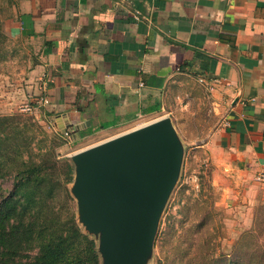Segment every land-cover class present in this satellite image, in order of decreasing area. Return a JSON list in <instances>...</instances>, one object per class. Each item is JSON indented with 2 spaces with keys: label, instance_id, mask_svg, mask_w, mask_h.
<instances>
[{
  "label": "crops",
  "instance_id": "crops-1",
  "mask_svg": "<svg viewBox=\"0 0 264 264\" xmlns=\"http://www.w3.org/2000/svg\"><path fill=\"white\" fill-rule=\"evenodd\" d=\"M4 23L33 42L41 113L75 139L130 129L205 87L223 117L210 148L264 183V0H11ZM140 18H136V13Z\"/></svg>",
  "mask_w": 264,
  "mask_h": 264
},
{
  "label": "rangeland",
  "instance_id": "rangeland-1",
  "mask_svg": "<svg viewBox=\"0 0 264 264\" xmlns=\"http://www.w3.org/2000/svg\"><path fill=\"white\" fill-rule=\"evenodd\" d=\"M9 5L11 0H0V209L11 217L0 226V264H27L35 261L41 244L37 231L24 230L25 223L38 227L54 219L52 232L67 228L73 217L87 231L72 193L75 172L66 165L75 166L72 154L129 129L97 130L75 139L42 115L41 105L49 100H40L44 81L33 42L7 30ZM26 104L34 109L25 111ZM163 116L147 115L130 129ZM170 117L184 157L147 264H264V187L252 198L251 183L216 160L210 141L224 119L213 94L190 85ZM46 153L54 154L46 158L54 166L42 180L36 177ZM22 170L32 178L22 179ZM27 207L31 212L22 217ZM94 237L99 245V236ZM211 256L226 258L215 261Z\"/></svg>",
  "mask_w": 264,
  "mask_h": 264
},
{
  "label": "water",
  "instance_id": "water-1",
  "mask_svg": "<svg viewBox=\"0 0 264 264\" xmlns=\"http://www.w3.org/2000/svg\"><path fill=\"white\" fill-rule=\"evenodd\" d=\"M184 146L169 115L72 154L79 219L99 236L102 264H147Z\"/></svg>",
  "mask_w": 264,
  "mask_h": 264
},
{
  "label": "trees",
  "instance_id": "trees-1",
  "mask_svg": "<svg viewBox=\"0 0 264 264\" xmlns=\"http://www.w3.org/2000/svg\"><path fill=\"white\" fill-rule=\"evenodd\" d=\"M42 155L45 157V161H42L39 166V176L36 178L44 180L46 177L45 175L47 174L46 170L49 167L53 168L54 166H48L46 158H53L54 154L46 153ZM66 165L72 173L75 172L74 165L69 163H66ZM19 175L22 179L32 178V173H29L28 170H22ZM70 181H72V178ZM30 212V209L27 207L22 213V217L28 215ZM10 218V215H5L2 209H0V226H5V223L8 222ZM42 222L43 223L39 224L38 227H35L37 223L34 225L25 223L27 227H25L24 230L29 232L34 230L37 231L41 244L38 255L35 257V261H30L27 264H102L97 239L94 235L85 231V229L79 225L73 217L66 222L67 228H54L52 232L51 224L54 225L56 221L51 219V223L47 220ZM20 223L23 222L21 221ZM242 239H244V237L239 238V241L241 242ZM211 257L215 261H221L223 258H226V256H219L217 258L213 256Z\"/></svg>",
  "mask_w": 264,
  "mask_h": 264
},
{
  "label": "built area",
  "instance_id": "built-area-1",
  "mask_svg": "<svg viewBox=\"0 0 264 264\" xmlns=\"http://www.w3.org/2000/svg\"><path fill=\"white\" fill-rule=\"evenodd\" d=\"M136 18H140V15H139V13L137 12L136 13ZM45 98L43 99V101L45 102ZM34 109V106H32V105H30V104H26L25 106H24V110L25 111H32ZM65 135H67L68 137H72V130H65L64 132H63ZM256 179L257 180H260V181H262V182H264V172H261V173H259L257 176H256Z\"/></svg>",
  "mask_w": 264,
  "mask_h": 264
}]
</instances>
